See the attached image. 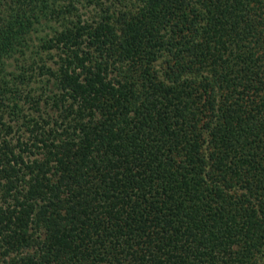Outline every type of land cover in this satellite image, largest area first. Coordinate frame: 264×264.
Listing matches in <instances>:
<instances>
[{"label":"trees","instance_id":"1","mask_svg":"<svg viewBox=\"0 0 264 264\" xmlns=\"http://www.w3.org/2000/svg\"><path fill=\"white\" fill-rule=\"evenodd\" d=\"M0 264H264V0H0Z\"/></svg>","mask_w":264,"mask_h":264}]
</instances>
